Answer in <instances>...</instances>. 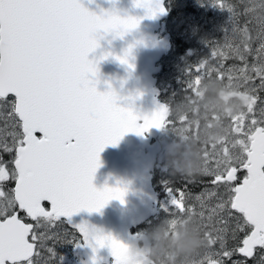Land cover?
Listing matches in <instances>:
<instances>
[{
	"label": "snow or ice",
	"instance_id": "1",
	"mask_svg": "<svg viewBox=\"0 0 264 264\" xmlns=\"http://www.w3.org/2000/svg\"><path fill=\"white\" fill-rule=\"evenodd\" d=\"M241 3L243 12L229 0H215L231 13L232 27L211 52L219 62L205 59L195 67L186 99L195 96L198 81L215 79L247 93L251 102L228 118L231 135L225 145L205 152L202 175L210 177L212 188L195 197L199 211L186 190L166 182L176 209L172 223L198 216L205 237L190 264H247L258 250L264 264V18L249 9L248 0ZM135 5L152 18L167 11L164 0H135ZM241 16L259 25L255 49L252 37L243 38L250 21L241 25ZM140 19L105 18L81 0H0V264H56L55 248L47 242L72 236L53 232L57 222L78 228L94 251L107 246L115 264H126L121 241L86 224L73 225L71 217L99 212L112 200L125 202L126 189L93 184L107 146L129 132L143 135L165 126L182 131L185 121L170 118L169 104L141 117L120 106L114 91L96 86L99 60L89 55L100 47L98 33L116 31L122 37ZM130 52L116 59L134 67ZM253 53L255 63L249 64ZM228 59L242 65L226 68Z\"/></svg>",
	"mask_w": 264,
	"mask_h": 264
},
{
	"label": "water",
	"instance_id": "2",
	"mask_svg": "<svg viewBox=\"0 0 264 264\" xmlns=\"http://www.w3.org/2000/svg\"><path fill=\"white\" fill-rule=\"evenodd\" d=\"M81 2L97 15L117 10L122 18H128L126 15L143 18L137 27L127 31L122 37L116 31L107 35L102 34L103 31L98 33L100 47L89 55V59L99 60V74L95 77L99 91H114L119 97L117 102L120 106L131 108L141 117L151 116L160 104H165L158 98L154 74L159 70L161 56L170 47L169 37L159 36L156 31L167 11L166 14L152 18L145 8L135 5V0ZM129 48V64L134 67L116 59V56H124ZM105 53L112 55L107 59H100ZM160 131L161 128H153L143 135L129 132L116 145L110 144L100 153L101 166L95 173L93 184L98 189L105 186L126 189L125 202L112 200L99 212L80 211L71 217L73 225L86 224L90 230L113 236L124 245L138 239L142 232L132 228L154 215L157 203L150 171L160 147L156 138ZM67 225L81 236L78 228ZM81 238L83 243L78 250L84 264H115V257L109 247L94 251L82 236Z\"/></svg>",
	"mask_w": 264,
	"mask_h": 264
},
{
	"label": "rangeland",
	"instance_id": "3",
	"mask_svg": "<svg viewBox=\"0 0 264 264\" xmlns=\"http://www.w3.org/2000/svg\"><path fill=\"white\" fill-rule=\"evenodd\" d=\"M177 0H173L175 3ZM185 2V3H184ZM230 3L237 5V10L243 12L244 4L241 0H229ZM246 3L247 0H244ZM179 3V2H178ZM183 8L182 18L177 21H162L157 28L159 36L167 35L170 38L173 36L171 29L175 30L176 35L187 41L188 46L185 52L175 54L172 52L164 63H159V70L154 74L155 87L162 92L164 96L169 97L170 109L175 106L184 104L191 105L193 101L198 100L201 93L199 91L202 82L209 81L208 79H201L197 83L195 96L186 99V90L189 80L192 75H196L195 67L203 60L208 59L211 63L216 64L219 59L211 56L214 47L219 44L223 45L225 42L226 29L232 27L231 13L215 4V0H181ZM180 4V3H179ZM248 23L249 34L252 37V48L259 46V41L256 40L257 30L259 25L252 21L251 16H241L240 23L244 25ZM189 49V50H187ZM248 63H255V53L248 57ZM226 68L234 65L241 66L242 62L236 59H228L224 61ZM192 70L191 73L189 70ZM215 80V79H211ZM258 84L259 81L257 80ZM260 95L264 97V92ZM161 100V99H160ZM163 101V100H161ZM167 104L165 101H163ZM224 104L230 103L229 99L221 98ZM170 114V110H169ZM171 118V117H170ZM184 121L188 119L186 116L180 117ZM0 127H3V120L0 119ZM160 147L157 151V157L151 169V179L155 181V185L160 194L157 195V203L155 206L154 215L145 221L144 227L139 232L151 231L159 224L168 221L174 228L176 223H172L173 214L176 211L175 206L171 203L172 196L169 194L166 182L176 190H185L174 186L170 181L172 175L171 169L167 165V148L178 139L177 132L171 127H163L157 136ZM7 159V156L5 157ZM177 184V182H176ZM199 187V185H197ZM202 187V188H200ZM198 191L187 192L189 195V203L199 211V202L195 199L196 196L205 192L206 189H211L210 186H200ZM195 222H199V217H193ZM56 233L69 232L72 236L65 241L54 242L48 241V247H54L56 252V264H84L81 252L78 250V244H82L81 236L65 222H57V226L52 229ZM80 238H79V236ZM46 250L42 251V256L47 258ZM262 254L257 251L253 258L247 259L241 256H236L234 259H247V264H259L260 256Z\"/></svg>",
	"mask_w": 264,
	"mask_h": 264
},
{
	"label": "clouds",
	"instance_id": "4",
	"mask_svg": "<svg viewBox=\"0 0 264 264\" xmlns=\"http://www.w3.org/2000/svg\"><path fill=\"white\" fill-rule=\"evenodd\" d=\"M248 4L256 16L264 18V0H248ZM109 14L122 18L117 10L107 11L101 16L107 18ZM243 38L250 39L251 36L246 32ZM199 91V99L191 105L170 109L173 120L188 117L182 131L177 133L178 139L167 148V165L172 174L186 177L202 175L205 152L225 145L231 135L228 118L242 113L251 102L247 93L219 80L202 82ZM221 98L229 99L230 103H222ZM204 244L205 237L194 219L177 221L174 228L165 221L125 245L126 264H190L191 258Z\"/></svg>",
	"mask_w": 264,
	"mask_h": 264
},
{
	"label": "trees",
	"instance_id": "5",
	"mask_svg": "<svg viewBox=\"0 0 264 264\" xmlns=\"http://www.w3.org/2000/svg\"><path fill=\"white\" fill-rule=\"evenodd\" d=\"M180 4H179V3ZM185 3V2H184ZM184 3H181V0H177L175 3L173 2V0H164V5L167 9V14L164 17V19L162 21H177V19H181L182 18V14H183V8L182 5ZM161 21V22H162ZM171 31L174 33L172 38H170V48L169 50L164 53L159 61V63H164V61L167 59V57L174 52L175 54H180L185 52L188 43L187 41L183 40L181 37H179L178 35H176L175 30L171 29ZM188 50V49H187ZM158 98L165 101L167 104H169L168 102H170L169 97L164 96V94L160 91L158 94ZM168 101V102H167ZM7 155L5 154V157ZM170 183L173 182L172 184L174 186H177L179 188L185 189L188 192H194V191H198L200 188V186H210V177L207 176H203V175H197L195 177H186V176H182L179 174H172L170 176L169 179ZM152 185L156 191V193L160 194L157 186L155 185V181L152 178L151 179ZM177 182V184H176ZM197 185H199V187H197ZM13 185L10 184L9 187H12ZM151 218V217H150ZM149 218V219H150ZM26 222H31V221H26ZM65 223V222H64ZM63 223V225H64ZM145 225V222L140 223L139 225H137L135 228H132V230H141ZM78 235V234H77ZM79 236V235H78ZM80 238V236H79Z\"/></svg>",
	"mask_w": 264,
	"mask_h": 264
},
{
	"label": "flooded vegetation",
	"instance_id": "6",
	"mask_svg": "<svg viewBox=\"0 0 264 264\" xmlns=\"http://www.w3.org/2000/svg\"><path fill=\"white\" fill-rule=\"evenodd\" d=\"M189 50V49H188ZM47 203V202H46Z\"/></svg>",
	"mask_w": 264,
	"mask_h": 264
}]
</instances>
